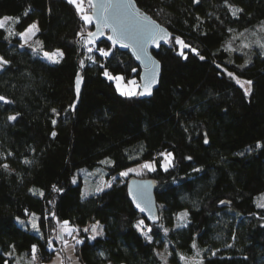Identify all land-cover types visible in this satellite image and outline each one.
Segmentation results:
<instances>
[{
    "label": "trees",
    "instance_id": "16d2710c",
    "mask_svg": "<svg viewBox=\"0 0 264 264\" xmlns=\"http://www.w3.org/2000/svg\"><path fill=\"white\" fill-rule=\"evenodd\" d=\"M136 1L172 33L155 51L162 75L151 98L117 91L104 72L139 80L138 63L108 37L90 51L94 25L69 0H0V18H13L0 28L10 61L0 71V264H17L11 245L29 258L37 245L39 263L53 258L67 239L63 221L81 226L83 264H185L196 252L203 264H264V0ZM35 20L43 48L63 52L59 62L23 44L19 33ZM147 161L155 171L139 177L158 184V223L131 203L134 176L87 196L73 181L82 170L110 179ZM33 212L36 230L20 223ZM96 218L103 234L93 239L82 225Z\"/></svg>",
    "mask_w": 264,
    "mask_h": 264
},
{
    "label": "water",
    "instance_id": "95a60500",
    "mask_svg": "<svg viewBox=\"0 0 264 264\" xmlns=\"http://www.w3.org/2000/svg\"><path fill=\"white\" fill-rule=\"evenodd\" d=\"M108 0H91L92 4L97 5V7H92V13L91 16L93 17V25L94 30L91 33H97L95 37H89L88 38L93 40L95 43H97L99 40L108 37V40L110 43H112L113 46L117 47L119 50L127 51L132 54L134 57L136 63H138L139 66V81H140V90L138 95L141 98H151L154 96V91L159 87L160 85V79L162 75V62L159 61L158 57L155 54V51H159L160 48L168 43L170 40L172 33L169 29H167L166 26L161 24L157 19H154L152 15H150L145 9L138 6V3L136 0H132V4H134L136 9H139L144 14H146L150 21H154L155 25H158L160 28L164 29L166 33L170 34L168 36H165L164 33H160L157 37V42L159 46L157 47V43H153L149 39V35L156 31L158 32V29H154L153 25L150 23V21H144L137 17H135L132 8H122L118 10L119 17L121 21H123V27L127 30L128 38L121 40L120 43H114V39H110V37H115V33H113L112 29L109 27H105L103 23H101L100 27H97V18L102 17L104 13H102L100 9L101 4H107ZM125 3H127V0H124ZM108 15L113 14V10H108ZM128 45V46H124ZM139 56V59L137 58ZM151 58V60H154L158 62V69L156 72L155 77V83L151 84V94H147L145 92V84L148 83L149 75H150V69L153 67L151 64V61L148 58ZM80 78V86H79V93L76 91L77 101L75 102L73 108L77 105L79 101V96L82 91V85L84 78L82 76V70L78 72L76 81H75V87L77 84V79ZM141 92H145L144 95H140ZM158 184L155 180H152L150 178H142V177H132L128 180V187L127 192L129 194V198L131 203L133 204L135 210L139 212L143 218L148 223H158L160 221L161 212L159 210V204L156 198V188ZM132 189V192L130 193L129 189ZM142 194V195H141ZM133 195L138 196V200H133ZM140 203L142 207L150 208V211H140L136 207V203ZM60 237H63L62 232H60ZM64 240V238H63ZM63 248V247H61Z\"/></svg>",
    "mask_w": 264,
    "mask_h": 264
},
{
    "label": "snow or ice",
    "instance_id": "6c2138e0",
    "mask_svg": "<svg viewBox=\"0 0 264 264\" xmlns=\"http://www.w3.org/2000/svg\"><path fill=\"white\" fill-rule=\"evenodd\" d=\"M69 2L73 3V4H76L78 10L81 13H85V9L82 6L83 0H80L79 3H78V0H69ZM226 2H227V0H226ZM89 3H90L91 7H93V8L97 7V5L91 3V0H89ZM99 7H100L102 13H104V14L102 15V17L97 18V27L99 28L101 23H103V25L105 27L111 28L113 33H115V37H110V39H114V43H120L121 40L128 38L127 30L123 27V21H121V19L119 17V13H118L119 9L131 7L135 17H137V18H139L141 20H144V21H150V18L146 14H144L139 9L135 8L134 4H132V0H127V3H125L124 0H108L107 4H101ZM229 7L232 8L231 5H229ZM109 9L113 10V14L112 15H108L107 14ZM239 12H242V9L232 8V14L234 16L237 15ZM82 18L88 24H91L93 22V17L92 16L84 14ZM12 20H13L12 17L0 18V28H5L6 27V23L9 22V21H12ZM17 22H18V18H17ZM150 23L153 25L154 29H158V32H156V31L152 32L149 35V39L153 43H157V47H158L159 44L157 42V37L159 36V34L160 33H164L165 36H168L170 34L166 33V31L164 29L160 28L158 25H155L154 21H150ZM34 30L35 31H39V29H38V27H37V25L35 23L30 25L28 27V29H26V31L24 33H19V35H21L22 37H25V43H26L27 42V39H26L27 36L34 35ZM262 30H264V29H262ZM8 31H9V35L17 34V33H14L10 28L8 29ZM88 35H89V37H95L97 35V33H89ZM241 35H243V34L241 33ZM93 42L94 41L91 40V39L88 40V43H93ZM176 43L181 44L182 47H184V48H190L191 47L190 45L185 44L179 38H176ZM124 46H128V45H124ZM245 46H248V45H245ZM260 46L262 48H264V44H261ZM89 50L91 51V49H89ZM191 50L193 52H196V49H194V48L191 49ZM226 50L234 51V49H232L230 45L228 46V48ZM99 51H101L102 55H104V56L109 55V53L107 51H104L102 49H100ZM44 55L46 57H48L49 59H51L53 62H59L57 57H62L63 53L60 52L59 50H57L55 53L45 52ZM181 55H183V52H181ZM197 55H199L198 52H197ZM137 58L139 59V56ZM148 59L151 61V64L153 65V67L150 69L149 80H148V83L145 84L144 88H145V92L150 95L151 94V84L155 83L156 72H157V69H158V62H156L154 60H151L150 57ZM200 59H204V57L200 56ZM9 63H10V61H8V60L4 59V57L0 56V68L4 67L5 65H7ZM104 75L107 76L109 79H114V80H116L118 82L117 83V87H118V89L121 90V93L123 95H126V96L136 95L135 91H133L131 89L125 90L119 84V81H121L123 79V77H120V76L113 77L107 71L104 72ZM229 75L232 76L233 74L229 73ZM132 83L135 84V81H133ZM237 83H241V85L243 86V84H245V83L246 84H251V81H240L239 78H237ZM79 86H80V78L78 77L77 84H76L77 93H79ZM246 91H247V89H246ZM145 92H141L140 95H144ZM4 99L5 98L3 96H0V100H4ZM53 111H55V109H53ZM9 119L15 120L16 117L15 116H11V117H9ZM53 123H55V121H53ZM53 135H55V133H53ZM205 143H207V140H205ZM169 155H171V154H169ZM4 167H7V165H4ZM140 167L143 168V169H148V170H151V171H155L154 165L152 163H150V162H146L143 165H141ZM165 170H167V169H165ZM129 172H137V174H140L137 171V169H128L127 171L121 173V175L127 176L129 174ZM108 186L110 187L111 185H108ZM101 190L102 189H98V191H101ZM129 191L131 193L132 189L130 188ZM132 198H133L134 201L138 200V196L137 195H133ZM221 203H224V202L221 201ZM258 206L264 207V204H259ZM136 207L138 209H140V211H142V212L143 211H150V208L142 207L139 202L136 203ZM32 215L35 216L34 213ZM186 216H187V213H181L180 214V218L181 219H183ZM143 224H144L143 220L139 221L138 224H137V228H140L141 225H143ZM68 225H69L68 221H63L62 225H61L62 231H65L68 234H71L73 231H76V229H73V228L69 227ZM36 226H37L36 224H33L34 228ZM84 231H87V229H85ZM92 231L96 232V227L95 226H93ZM148 231L150 232L151 229H149ZM165 231H167V229H165ZM96 234L97 235H102L103 233L101 231V232H97ZM143 235L145 236V238L147 240H149V241L152 240V237L150 235H148V232H143ZM59 238L63 240V237H59ZM93 239H95V237H93ZM63 242L65 243L66 246L68 245V241L67 240H64ZM76 243L79 244V243H81V241L77 240ZM11 247L14 249L15 245H11ZM73 247H74V245H73ZM192 247L193 248L196 247L195 243H193ZM36 252H37V245L33 244L31 246V253H32V256H33V260H35V258H36V256H35ZM8 255H12V253L10 252V253H8ZM182 259H183V257H182ZM17 264H19V261H17ZM196 264H203V262L201 260L199 262H196Z\"/></svg>",
    "mask_w": 264,
    "mask_h": 264
},
{
    "label": "rangeland",
    "instance_id": "374dc122",
    "mask_svg": "<svg viewBox=\"0 0 264 264\" xmlns=\"http://www.w3.org/2000/svg\"><path fill=\"white\" fill-rule=\"evenodd\" d=\"M83 8L85 9V13H81L79 11L81 13L82 17L84 14L91 16V12L88 11L89 6L86 5V6H83ZM6 17H9V16H6ZM34 23L37 25V27L40 31L41 26L39 25L37 20L33 21V23H31L30 25H32ZM26 29H28V28H26ZM26 29L22 33H24L26 31ZM39 31L34 30V35L27 36V38H26L27 42L26 43H25V37H22L20 35L22 37L23 44H30L34 48L35 52L37 54H39L41 57H43L45 60H48L51 63H56V62H53L48 57H46L44 55V53L45 52L55 53L57 50L56 51H49V50H46L43 48L40 40H38L36 38ZM93 43H95V42H93ZM86 44H87V48H89V49L95 48V46L91 43H88V41L86 42ZM183 49H184V47H182V45L180 44V50L183 51ZM59 51L62 52L61 50H59ZM62 57H57L58 61ZM2 68H0V71L3 70ZM109 74L113 77H115V76L123 77V79L121 81H119V84L125 90L131 89V90L135 91L136 94L139 93L141 84H140V81L138 80L137 77H133L132 79L126 80L122 74L121 75H114L112 73H109ZM112 80L114 81V84L116 85L117 91L120 94H122L121 90L118 89V87H117L118 82L114 79H112ZM133 81H135V84L132 83ZM244 86H245V84H244ZM165 158H166V160H165L163 165H164V167H168L169 162L171 161L170 160L171 158L169 156L168 157L165 156ZM106 159L108 161H110L109 158H106ZM147 162H150L154 165L153 161L152 162L147 161ZM143 164H136V166L128 167V168H126V170L121 172V173H123V172L127 171L128 169H137V171L140 174H137V172H129V174L127 176H123V175H121V173H119V174L115 175L114 177L107 179L106 174H104L102 171H100V168L99 169L96 168V169H94V171L84 172V170H82L79 174L74 176L73 181L75 183H79V182L82 183V194L83 195H85V196L92 195V194L99 193V192L105 190L107 187H109L108 185L112 186L116 183H123L126 177H131V176H134V177L138 176L139 177V176H141L143 174V172L145 171L143 168L140 167ZM154 167H155V165H154ZM98 189H102V190L98 191ZM183 213H185V212H183ZM32 214L30 216H28L27 219H21L20 223L23 224L25 227H29L30 229L36 230V229H38V218H37L36 213H34L35 216H33ZM186 221H187V218L184 217L183 219H181L180 215L176 219L177 225H180V226L182 224L186 223ZM33 224H36L37 226L34 228ZM144 224H146V223H144ZM61 225H60V227H61ZM68 226L73 228V229H76V231H73L71 234H68L67 232L62 231L63 233L66 234V238H67L66 240L68 241V245L66 246L64 243L63 248H59V247L54 245L53 248L57 249L56 253L54 254V257L49 259L48 261H44L42 263H39L38 261H36V258H35V260H33V257L29 258L24 253H20L19 251H17L15 248L14 249L11 248L10 252L12 253V255H10V256L13 257V259H15V260H17L23 264H83L81 259L79 258L77 248H76V245H77L76 241L77 240L81 241V239H79L81 237H76V234H78L80 232L81 226L76 225V224L72 225L70 223ZM88 226H89V228H88L89 229V235L91 237L100 236V235L96 234L97 232L102 231V233H103V226L101 225L99 219H97V218L95 220H91L90 223L88 224ZM93 226L96 227V232L92 231ZM61 230H62V227H61ZM73 245H74V247H73ZM159 252H160V255L163 257L164 261L169 262L170 254H169L168 247L167 246L161 247L159 249ZM201 259H202V255H200L198 252H196V254H194V256L183 257V261L185 264H196V262L201 261Z\"/></svg>",
    "mask_w": 264,
    "mask_h": 264
},
{
    "label": "built area",
    "instance_id": "2783aa9c",
    "mask_svg": "<svg viewBox=\"0 0 264 264\" xmlns=\"http://www.w3.org/2000/svg\"><path fill=\"white\" fill-rule=\"evenodd\" d=\"M78 2H80V0H78ZM86 5L89 6L88 11H90L92 13V11H91L92 10V7L90 6L89 0H83L82 6H86ZM76 8H77V5H76ZM82 226H83L82 227L83 230L87 229V231H85V232H87L89 234V229H88L89 226H88V224H85V225H82ZM76 237H80V235L79 234H76Z\"/></svg>",
    "mask_w": 264,
    "mask_h": 264
},
{
    "label": "crops",
    "instance_id": "0c3cea01",
    "mask_svg": "<svg viewBox=\"0 0 264 264\" xmlns=\"http://www.w3.org/2000/svg\"><path fill=\"white\" fill-rule=\"evenodd\" d=\"M90 222H88L87 224H89Z\"/></svg>",
    "mask_w": 264,
    "mask_h": 264
}]
</instances>
